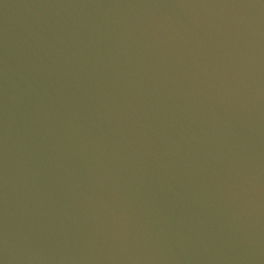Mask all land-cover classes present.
<instances>
[{
  "label": "water",
  "instance_id": "1",
  "mask_svg": "<svg viewBox=\"0 0 264 264\" xmlns=\"http://www.w3.org/2000/svg\"><path fill=\"white\" fill-rule=\"evenodd\" d=\"M0 264H264V0H0Z\"/></svg>",
  "mask_w": 264,
  "mask_h": 264
}]
</instances>
